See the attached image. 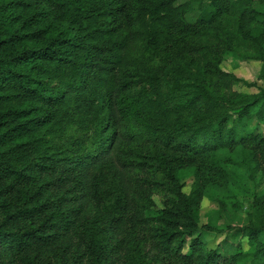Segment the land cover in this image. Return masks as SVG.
Instances as JSON below:
<instances>
[{
	"label": "trees",
	"instance_id": "1",
	"mask_svg": "<svg viewBox=\"0 0 264 264\" xmlns=\"http://www.w3.org/2000/svg\"><path fill=\"white\" fill-rule=\"evenodd\" d=\"M259 80L264 0H0V264H264Z\"/></svg>",
	"mask_w": 264,
	"mask_h": 264
},
{
	"label": "rangeland",
	"instance_id": "2",
	"mask_svg": "<svg viewBox=\"0 0 264 264\" xmlns=\"http://www.w3.org/2000/svg\"><path fill=\"white\" fill-rule=\"evenodd\" d=\"M261 63L255 61H238L235 62L233 59H228L224 63V68L230 71L235 72L237 75L247 79L248 81L258 80L257 76L260 70ZM259 85H264V81H258ZM241 91L246 92H256L257 89L255 87H247L244 85H238L236 87ZM255 123L252 121L251 126ZM250 126V127H251ZM264 125H261V131H263ZM237 166L239 164H236ZM247 178V177H246ZM243 179V178H242ZM248 184L247 179L241 180L234 179L230 180V185L228 189L223 190L216 187H209L208 191L226 202V206L222 211H217V204L214 201H211L209 198H204L202 202L201 208V223H206L207 221V213L212 211V219L211 222L217 229H227L230 226H238L245 220L246 212L250 205L248 202L249 193L243 191V185ZM263 185V184H262ZM190 181L188 182V186L186 190H189ZM158 199V197H157ZM215 211H214V210ZM221 240V238H215L212 236H208L209 246L215 247L217 243Z\"/></svg>",
	"mask_w": 264,
	"mask_h": 264
}]
</instances>
